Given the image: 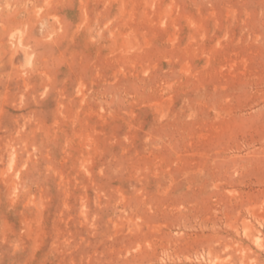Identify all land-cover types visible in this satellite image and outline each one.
<instances>
[{
    "label": "rangeland",
    "instance_id": "1",
    "mask_svg": "<svg viewBox=\"0 0 264 264\" xmlns=\"http://www.w3.org/2000/svg\"><path fill=\"white\" fill-rule=\"evenodd\" d=\"M0 264H264V0H0Z\"/></svg>",
    "mask_w": 264,
    "mask_h": 264
}]
</instances>
